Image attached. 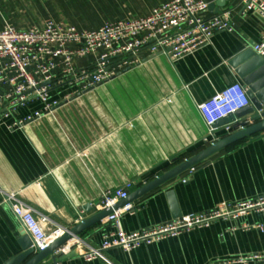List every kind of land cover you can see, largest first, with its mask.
Instances as JSON below:
<instances>
[{"label": "crops", "instance_id": "0c3cea01", "mask_svg": "<svg viewBox=\"0 0 264 264\" xmlns=\"http://www.w3.org/2000/svg\"><path fill=\"white\" fill-rule=\"evenodd\" d=\"M171 1L0 0V30L6 24L22 31L42 29L50 21L96 30L106 22L146 18ZM237 4L228 0L224 8L233 9V31L215 34L209 46L192 55L171 61L144 50L140 63L90 92L79 93L70 85L58 88L54 99L60 105L49 114L33 118L43 109L35 101L0 122V264L23 254L27 235L10 207L2 204L1 192L18 193L37 216L46 217L47 233L56 226L72 229L78 220L99 212L107 192L124 189L130 196L180 164L175 163L180 157L189 159L205 150L207 128L197 106L241 82L229 61L264 36V22ZM100 54L77 59L75 66L87 67ZM28 117L33 119L22 128L9 129ZM194 169L131 202L134 212L122 216V230L133 234L224 202L263 196L264 132ZM112 232L115 228L104 222L89 229L80 236L84 246L75 251L76 257L59 264H219L264 253V214H251L130 253L113 248L103 252L104 258L83 260L81 251L101 248L104 236ZM42 264L54 262L49 258Z\"/></svg>", "mask_w": 264, "mask_h": 264}, {"label": "built area", "instance_id": "2783aa9c", "mask_svg": "<svg viewBox=\"0 0 264 264\" xmlns=\"http://www.w3.org/2000/svg\"><path fill=\"white\" fill-rule=\"evenodd\" d=\"M209 6L206 0H172L154 9L146 18L106 22L96 30L80 31L54 21L48 22L42 29L34 27L26 31L6 24L0 30V122L35 101L40 102L43 109L42 112H36L33 118L49 114L60 105L54 99L58 88L64 85L75 86L79 93L95 89L125 68L140 63V55L144 50L177 61L209 46L215 34L233 31V9L208 15ZM237 7L243 12L256 14L264 22V0H238ZM252 50L255 55L264 58V36ZM97 52L101 54L94 62H89L87 67L79 69L75 66V60H89ZM247 91L241 82H236L197 106L207 128L202 139L204 149L244 129L251 116L237 118L236 115L251 107ZM230 116H234V120L218 126ZM33 118L16 122L9 129L22 128ZM186 160L183 158L181 163ZM194 170L192 168L187 173L191 175ZM182 182L186 184L188 179ZM1 195L2 204L10 207L29 236L34 255L45 251L69 232L70 229L56 226L47 233L45 225L49 220L37 216L31 207L20 200L18 193L1 192ZM128 197L124 189L107 192L97 208L99 212L111 209ZM133 212L134 207L128 204L104 219L102 222L111 224L115 232L104 236L101 248L89 247L81 251L83 260L90 262L104 258L103 252L113 248L130 253L141 246L207 228L216 221L264 214V195L235 204L224 202L204 213L189 214L149 230L127 234L122 230L121 218ZM82 221L78 220L77 223ZM248 227L245 226L246 229ZM83 246V240L75 238L56 250L54 257L57 259L68 255ZM218 263L264 264V253Z\"/></svg>", "mask_w": 264, "mask_h": 264}, {"label": "water", "instance_id": "95a60500", "mask_svg": "<svg viewBox=\"0 0 264 264\" xmlns=\"http://www.w3.org/2000/svg\"><path fill=\"white\" fill-rule=\"evenodd\" d=\"M226 1L228 0H216V2L210 4L209 11L214 14L220 13L221 10L226 7ZM229 66L235 70V73L241 80L242 84L248 89L247 96L251 102L250 108L236 115L237 118L251 116L248 122L245 123L243 130L221 139L213 146L206 148L199 154L187 159L181 164H178L162 176L158 177L156 180L142 187L134 194H131L126 200H122L121 202H119L113 208L103 210L101 212H98L91 218L83 220L80 224L70 229L68 233L54 242L48 249L43 252L34 255L33 250L31 249V240L29 236L26 235L23 241V254L18 256L9 264H42L49 258L54 262V264H58L59 262L76 257V252L72 251L68 255L60 256L57 260L56 257H54V253L56 250L60 249L73 239L80 238L83 233L101 223L114 211L123 208L124 206L130 204L131 202H134L138 198L178 178L188 170L198 166L215 154L250 137L264 132V58L255 55L251 48L244 52H241L233 59H231L229 61ZM92 90H94V88L84 91L83 93H87ZM258 112H261V114H258ZM234 118V116H230L227 120L222 121L219 124L225 123L228 120H234ZM175 203L176 202H174V207L176 206ZM85 210L87 212H90L91 207L88 206L85 208Z\"/></svg>", "mask_w": 264, "mask_h": 264}, {"label": "trees", "instance_id": "16d2710c", "mask_svg": "<svg viewBox=\"0 0 264 264\" xmlns=\"http://www.w3.org/2000/svg\"><path fill=\"white\" fill-rule=\"evenodd\" d=\"M183 158H186V157H184V156H183V157H180L179 159H177V160H176V162H175V163H180V162H181V160H182Z\"/></svg>", "mask_w": 264, "mask_h": 264}]
</instances>
